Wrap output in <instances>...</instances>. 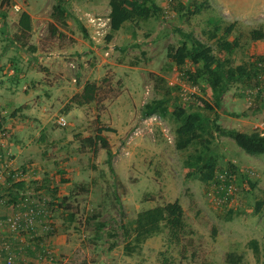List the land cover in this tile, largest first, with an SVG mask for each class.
<instances>
[{
  "label": "rangeland",
  "instance_id": "374dc122",
  "mask_svg": "<svg viewBox=\"0 0 264 264\" xmlns=\"http://www.w3.org/2000/svg\"><path fill=\"white\" fill-rule=\"evenodd\" d=\"M155 1L160 14L126 23L107 41L109 0H0V198L12 211L0 215H21V232H7L37 247L31 249L35 254L26 253L24 264L35 262L31 256L38 264H229L228 252L243 256L239 264H264V204L257 210L264 200V153L250 154L232 138L217 135L216 177L201 181L184 165L190 150L176 148V123L142 112L145 103L161 96L155 90L157 74L173 89L170 109L177 104L199 109L212 118L218 115L224 127L263 132L264 71L250 82H233L221 107L204 108L201 100L213 104L206 78L189 81L182 73L193 64L177 67L168 49L180 44L178 29H184L217 51L216 41L203 30L212 28L210 16L222 18L213 6L189 15L193 0ZM59 2L70 13L64 21L53 15ZM238 3L252 15L222 19L224 25L235 23L228 39L240 41L233 64L260 63L264 38L254 40L250 33L264 30V0ZM24 11L33 29L18 41ZM52 24L61 35L52 34ZM87 82L97 85L95 101L72 103ZM61 116L67 120L64 126L58 122ZM100 127L115 130L103 131L114 154L113 170L106 149L95 153L82 143ZM17 182L23 187H15ZM64 197L69 209L53 204ZM175 200L187 222L180 241L171 240L164 228L144 242L140 253L127 255L122 223ZM31 207L47 215L37 214L27 226L23 213ZM229 210L234 211L230 220ZM17 250L11 244L14 264H19Z\"/></svg>",
  "mask_w": 264,
  "mask_h": 264
},
{
  "label": "trees",
  "instance_id": "16d2710c",
  "mask_svg": "<svg viewBox=\"0 0 264 264\" xmlns=\"http://www.w3.org/2000/svg\"><path fill=\"white\" fill-rule=\"evenodd\" d=\"M110 5V31L106 36L107 41H111L115 33L118 32L126 23L141 22L151 19L161 13L162 7L155 0H109ZM183 6L182 3L179 4ZM194 6L195 8H191ZM211 7L209 2L193 0L190 2L187 13L198 14L205 8ZM179 10V9H177ZM54 17L64 21L68 12L62 2L54 5ZM211 29H204L203 32L210 40L216 41L217 51L211 44L200 40L193 31L178 29L181 34V42L177 47L170 46L168 49V57L177 67L184 66L188 61L193 64V68L183 71V75L194 83H198L200 78H206L212 89L213 104L201 100L202 106L209 110H215L222 105L223 95L229 90L233 82H250L252 78H258L264 71V66L260 63L248 64L242 63L234 65L232 61L233 53L240 47L238 38L234 40L228 39V36L235 30V23L228 25L223 24V20L216 16L208 18ZM64 24V23H63ZM19 34L15 38L18 41L28 37L33 29L31 15L24 11L19 17ZM84 34L88 36L87 29L84 25H80ZM52 34L59 31L53 24L50 26ZM251 38L260 40L264 38V30L253 29ZM61 35V32H59ZM155 82V90L161 96L154 98L143 106V116L147 117L152 114H158L163 118H169L176 123L175 145L179 150H190L184 159V165L188 168L189 175H196L201 181H213L216 177L218 166V152L213 146L214 139L217 135L232 138L237 145L250 154L264 153V131L254 130L252 132L241 131L236 128H227L218 122V115L210 117L208 114L199 109H187L185 106L176 105L174 109H170L174 95L172 87L168 85L166 78L155 74L153 76ZM98 88L95 82H87L82 91L72 98V103L77 105L90 104L95 101ZM200 107V104H198ZM115 131L113 128H98L95 136H88L82 139L84 146H89L96 153L99 147L107 150L108 164L113 170L114 154L108 138L103 131ZM231 169L234 166L230 167ZM14 184L15 187H23L22 182ZM15 198V197H14ZM68 197H64L59 203L54 205L66 209L70 208L69 204H65ZM264 204V200L257 203V210ZM233 210H229L227 219H232ZM74 214H71L73 219ZM125 237L124 252L127 255L140 253L144 242L161 233L164 228L169 229L170 239L179 242L181 235L187 229L185 220V211L182 204L178 201H170L138 212L135 219L129 223L121 225ZM243 260L241 254L228 252L226 261L229 264H239Z\"/></svg>",
  "mask_w": 264,
  "mask_h": 264
},
{
  "label": "crops",
  "instance_id": "0c3cea01",
  "mask_svg": "<svg viewBox=\"0 0 264 264\" xmlns=\"http://www.w3.org/2000/svg\"><path fill=\"white\" fill-rule=\"evenodd\" d=\"M220 1H222V0H208L211 7L212 6L214 7V9L218 12L219 16H221L222 19H226L227 17H229L232 14H235V17H237V18H242V17L244 18V17H247L249 15H252V14H248L249 11L246 12V9H243V11H242V8H243L242 3H241V6L239 7L238 1L242 2L243 0H238V1H236V0H225V2H224L225 4H222ZM245 2H246V0H245ZM7 95H8V92H6L5 96H7ZM15 196H18V194H16ZM5 208H6L5 206L0 204V212H2L4 214H12V211H10L9 207L6 208L8 210H6ZM15 210H18V208H15ZM7 231H9L7 225L0 224V232H2V233H0V248L3 244V242L6 240V238H8V241L13 246H16V248H18L17 251L19 254H17L16 257L18 259L20 258L19 264H24L26 261L25 260L26 259V253L30 252L32 254H35L36 252L31 250V249H36L37 247L34 245L32 246V248L30 246H26L28 244L27 242L25 245H23L21 241H25L24 236H18V235L11 236L8 234ZM35 231H36V228H35ZM29 239L32 240L30 235H29ZM33 240H35V238H33ZM33 242L35 243V241H33ZM23 246L27 247L26 252L23 254H20L21 253V247H23ZM31 260L35 261V262H33V264H38V262H39L36 258H33L32 256H31Z\"/></svg>",
  "mask_w": 264,
  "mask_h": 264
},
{
  "label": "built area",
  "instance_id": "2783aa9c",
  "mask_svg": "<svg viewBox=\"0 0 264 264\" xmlns=\"http://www.w3.org/2000/svg\"><path fill=\"white\" fill-rule=\"evenodd\" d=\"M16 9H19L20 6L15 5ZM60 125L64 126L67 124V120L64 116H61L58 120ZM18 174V171L15 172ZM2 180H3V171L0 170V188L2 187ZM1 195V194H0ZM3 203V199L0 198V204ZM37 214H45L47 215V211L45 210H37L33 207H31L29 210L25 211L23 213L24 215V223L26 222L27 226L32 225L35 221V217ZM7 225L9 231L16 232L17 234L21 232V215H13L9 217L8 219H3L2 216L0 215V224ZM11 249V243L9 241L3 242L1 249H0V264H14V258L13 254L10 252ZM2 251H5L7 254L5 256L2 255Z\"/></svg>",
  "mask_w": 264,
  "mask_h": 264
}]
</instances>
